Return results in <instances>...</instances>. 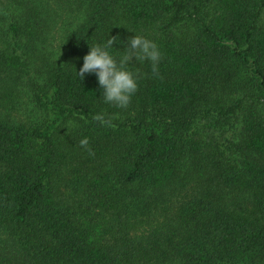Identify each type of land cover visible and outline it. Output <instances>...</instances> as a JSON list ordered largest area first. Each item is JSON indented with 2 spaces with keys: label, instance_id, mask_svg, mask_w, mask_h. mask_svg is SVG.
<instances>
[{
  "label": "trees",
  "instance_id": "1",
  "mask_svg": "<svg viewBox=\"0 0 264 264\" xmlns=\"http://www.w3.org/2000/svg\"><path fill=\"white\" fill-rule=\"evenodd\" d=\"M135 33L121 109L77 73ZM0 264H264V0H0Z\"/></svg>",
  "mask_w": 264,
  "mask_h": 264
},
{
  "label": "clouds",
  "instance_id": "2",
  "mask_svg": "<svg viewBox=\"0 0 264 264\" xmlns=\"http://www.w3.org/2000/svg\"><path fill=\"white\" fill-rule=\"evenodd\" d=\"M118 43L122 41L117 36L90 46V51L84 56L83 65L77 74L81 79L86 74H95L102 89L104 103L126 109L138 91V74L129 70L128 66L133 58L138 62L151 61L152 71L156 72L161 52L157 43L136 33L128 38L125 49L116 55L111 49ZM94 119L101 125L111 123L104 114H97ZM80 144L82 147L87 146V138L82 139Z\"/></svg>",
  "mask_w": 264,
  "mask_h": 264
},
{
  "label": "rangeland",
  "instance_id": "3",
  "mask_svg": "<svg viewBox=\"0 0 264 264\" xmlns=\"http://www.w3.org/2000/svg\"><path fill=\"white\" fill-rule=\"evenodd\" d=\"M64 33V28L61 26L51 37L50 44L52 45V49L57 50L59 44L61 42L62 36Z\"/></svg>",
  "mask_w": 264,
  "mask_h": 264
}]
</instances>
